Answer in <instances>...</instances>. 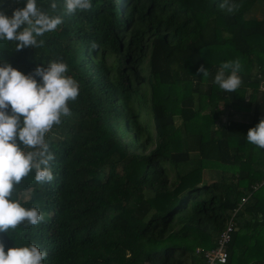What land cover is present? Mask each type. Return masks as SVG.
<instances>
[{
    "label": "trees",
    "instance_id": "1",
    "mask_svg": "<svg viewBox=\"0 0 264 264\" xmlns=\"http://www.w3.org/2000/svg\"><path fill=\"white\" fill-rule=\"evenodd\" d=\"M52 2L37 0L63 19L43 47L0 40V63L29 74L63 61L79 86L46 135L55 179L38 184L33 170L14 189L44 220L0 233L5 251L35 243L44 264H199L196 249L214 247L238 208L226 264L240 239L241 264H264V149L246 138L264 118V0H233V13L223 0H91L72 15ZM237 59L241 86L221 90L218 69Z\"/></svg>",
    "mask_w": 264,
    "mask_h": 264
},
{
    "label": "clouds",
    "instance_id": "2",
    "mask_svg": "<svg viewBox=\"0 0 264 264\" xmlns=\"http://www.w3.org/2000/svg\"><path fill=\"white\" fill-rule=\"evenodd\" d=\"M50 7L56 10L55 0ZM220 7L233 13L240 5L223 0ZM91 8V0H64L63 14ZM62 22V15H51L37 5V0H26L25 6L16 8L11 15L0 10V40L15 41L16 51L43 47L45 42L37 38L55 32ZM241 68L238 59L222 63L214 83L221 90L236 92L242 84ZM67 72L68 65L63 61H52L46 67L38 65L29 74L7 61L0 63V233L8 234L21 224L37 226L44 220L38 208H25L12 197L15 186L33 170L38 184L55 179L52 162L56 157L46 135L62 123V118L71 115L69 101H75L79 94L77 82ZM197 72L204 77L209 74L203 64ZM246 138L264 149V118L249 128ZM46 257L47 251L35 243L5 251L0 240V264H44Z\"/></svg>",
    "mask_w": 264,
    "mask_h": 264
},
{
    "label": "built area",
    "instance_id": "3",
    "mask_svg": "<svg viewBox=\"0 0 264 264\" xmlns=\"http://www.w3.org/2000/svg\"><path fill=\"white\" fill-rule=\"evenodd\" d=\"M262 183L258 184L260 186ZM248 196L241 198L239 206L246 201ZM238 208H235L232 215L227 220L226 226L216 239V245L209 249L197 248L196 253L202 256V262L199 264H226L228 259V253L226 245L231 239V234L235 227V221L233 219L235 212Z\"/></svg>",
    "mask_w": 264,
    "mask_h": 264
},
{
    "label": "rangeland",
    "instance_id": "4",
    "mask_svg": "<svg viewBox=\"0 0 264 264\" xmlns=\"http://www.w3.org/2000/svg\"><path fill=\"white\" fill-rule=\"evenodd\" d=\"M243 242H244V239H240L238 242H237V244L235 245V247L233 248V262H232V264H241V258L243 257V260L245 261V260H249L250 259V257H249V255H248V253H247V251H244L243 249H242V244H243ZM249 251V250H248ZM251 253V252H250ZM254 252H252V254H253ZM241 257L240 259H238V257Z\"/></svg>",
    "mask_w": 264,
    "mask_h": 264
},
{
    "label": "crops",
    "instance_id": "5",
    "mask_svg": "<svg viewBox=\"0 0 264 264\" xmlns=\"http://www.w3.org/2000/svg\"><path fill=\"white\" fill-rule=\"evenodd\" d=\"M262 13H263V10H259L257 13H256V18H260L262 16Z\"/></svg>",
    "mask_w": 264,
    "mask_h": 264
}]
</instances>
